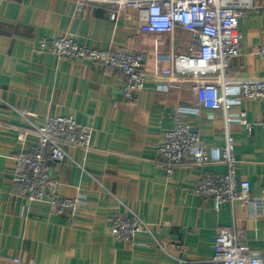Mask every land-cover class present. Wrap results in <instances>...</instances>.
<instances>
[{
  "label": "crops",
  "instance_id": "obj_1",
  "mask_svg": "<svg viewBox=\"0 0 264 264\" xmlns=\"http://www.w3.org/2000/svg\"><path fill=\"white\" fill-rule=\"evenodd\" d=\"M256 4L240 21L241 55L228 67L230 76H264V0ZM140 23L136 9L115 13L111 3L94 0H0V264H217L214 242L222 227L237 229L242 242L264 254V199L256 213L243 202L216 208L196 192L200 179L224 173L226 164L187 159L169 175L161 161L156 143L173 127L176 109L197 103L190 84L165 91L147 83L127 99L116 68L39 48L42 39L66 34L94 48L143 51V69L151 72L169 66L172 49L189 53L198 44L180 27L172 37L143 31ZM243 110L250 130L227 124L226 114ZM70 114L93 128L92 149L68 147L70 157L50 162L49 173L63 195H81L73 218L46 203L29 205L13 181L15 157L36 142L34 134L19 141V129ZM263 121L264 99L226 111L199 107L187 119L208 151L224 146L229 128L238 175L253 196L264 188ZM128 209L150 226L133 243L111 234L114 215Z\"/></svg>",
  "mask_w": 264,
  "mask_h": 264
},
{
  "label": "built area",
  "instance_id": "obj_2",
  "mask_svg": "<svg viewBox=\"0 0 264 264\" xmlns=\"http://www.w3.org/2000/svg\"><path fill=\"white\" fill-rule=\"evenodd\" d=\"M79 1L82 3L85 0ZM94 1L111 3L115 13L127 7L136 9L141 20L139 27L143 31L164 32L174 37L180 27L191 32L198 44L190 46L189 53H177L172 49L168 55L169 66L161 68L157 65L151 72L143 69V51L94 48L66 34L42 39L40 50L116 68L123 77V95L127 99L133 98L147 83H153L157 89L165 91L173 86L190 84L196 93L197 103L191 107H178L173 127L165 132L162 141L156 143L162 163L171 175L187 159L199 164L223 162L226 171L207 174L198 182L196 192L212 198L216 208L226 202H243L258 213L264 199V188L262 196H253L250 182L239 177L240 161L236 156V141L229 128L226 130L224 146H214L208 151L198 131L187 122L189 115L199 107H223L226 111L231 104L246 99H264V76L227 74L232 61L241 55L240 21L248 11L256 8L257 0ZM259 55L264 59V44L259 49ZM226 120L227 124L236 121L251 129L244 110L237 117L226 114ZM262 126L264 128V121ZM29 134L36 136L35 144L29 151L22 150L15 157L13 181L19 194L29 205L46 203L57 214L75 217L81 195H63L59 191L57 179L49 173V165L50 162L59 163L68 159V147H81L90 151L93 128L80 123L72 114L54 115L29 129H19L18 140L24 142ZM149 230V224L130 209L116 213L113 217L111 234L117 240L133 243L139 232ZM212 260L217 264H264V254L242 242L237 229L222 227L216 235ZM15 261L19 262V259Z\"/></svg>",
  "mask_w": 264,
  "mask_h": 264
}]
</instances>
